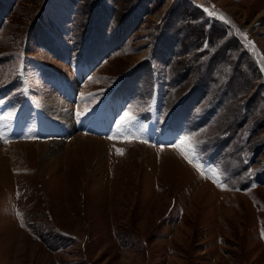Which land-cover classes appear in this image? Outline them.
<instances>
[{
	"label": "rangeland",
	"instance_id": "rangeland-1",
	"mask_svg": "<svg viewBox=\"0 0 264 264\" xmlns=\"http://www.w3.org/2000/svg\"><path fill=\"white\" fill-rule=\"evenodd\" d=\"M0 264H264V0H0Z\"/></svg>",
	"mask_w": 264,
	"mask_h": 264
},
{
	"label": "bare ground",
	"instance_id": "bare-ground-1",
	"mask_svg": "<svg viewBox=\"0 0 264 264\" xmlns=\"http://www.w3.org/2000/svg\"><path fill=\"white\" fill-rule=\"evenodd\" d=\"M52 105V104H51ZM55 106V105H54ZM56 107H60V104H57ZM56 110V109H55ZM58 111V110H57Z\"/></svg>",
	"mask_w": 264,
	"mask_h": 264
},
{
	"label": "trees",
	"instance_id": "trees-1",
	"mask_svg": "<svg viewBox=\"0 0 264 264\" xmlns=\"http://www.w3.org/2000/svg\"><path fill=\"white\" fill-rule=\"evenodd\" d=\"M198 101H199V98H198Z\"/></svg>",
	"mask_w": 264,
	"mask_h": 264
}]
</instances>
